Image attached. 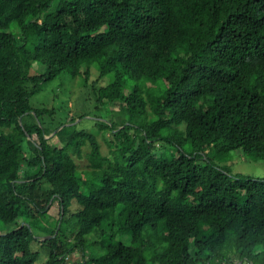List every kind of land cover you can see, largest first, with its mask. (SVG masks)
Here are the masks:
<instances>
[{
    "label": "trees",
    "instance_id": "obj_1",
    "mask_svg": "<svg viewBox=\"0 0 264 264\" xmlns=\"http://www.w3.org/2000/svg\"><path fill=\"white\" fill-rule=\"evenodd\" d=\"M52 2L0 0V221L15 224L0 264H39L35 240L45 264L76 249L79 264H264V177L209 156L264 159V0ZM34 62L46 70L32 74ZM92 66L108 78L92 88L110 155L100 131L74 124L52 144L50 111L30 102ZM56 203L55 236L40 240L32 226Z\"/></svg>",
    "mask_w": 264,
    "mask_h": 264
},
{
    "label": "rangeland",
    "instance_id": "obj_2",
    "mask_svg": "<svg viewBox=\"0 0 264 264\" xmlns=\"http://www.w3.org/2000/svg\"><path fill=\"white\" fill-rule=\"evenodd\" d=\"M57 3L58 0H53L47 11H51ZM11 30L15 31V27L12 26ZM45 70L46 66L39 62H34L31 73H43ZM90 71L91 74L89 79H85L82 75L73 77L68 71H62L55 79L44 84L42 89L31 97L30 102L34 108H47V110L50 111L43 115L41 122L46 127V136L52 144L59 145L57 135L54 134L55 132L53 133L59 125L74 124L76 128L88 127V130L91 128L92 130L97 129L100 131L97 133V136L101 144L102 153L110 155L109 146L104 140V135H110V132L107 133V130L101 131L98 129L100 121L107 122L110 120V117L104 109H101V107L105 108L104 105L96 102L97 98L92 88L93 82L96 86H99L101 83L107 84L108 78H101L100 69L95 66H92ZM86 148L90 150L89 144L86 145ZM209 156H211L218 165L227 168L233 175L238 174L255 178L264 177V159H255L241 148L233 150L225 159L217 156L215 157L212 152H210ZM204 157L206 156L204 155ZM78 162L82 166H85L87 158H79ZM50 207L51 206H49V208ZM59 207L60 205L56 203V205L50 208L48 214L41 218L42 220L39 221V223L33 224L34 233L40 240L43 239V235L47 236V233L50 234L49 230L55 226L60 212ZM77 208L78 203L74 201L70 210H75ZM18 222H25L30 225V221L23 217L19 218ZM14 225L13 223L7 224L0 221V233L2 234L9 231ZM100 234L101 231L96 230L88 236L87 242L89 249H87V251L91 250V243H97L100 239ZM32 248L40 251L39 264H45L48 256L45 247L41 245L40 241L35 240L32 243ZM191 252L196 253L194 248H192ZM231 258L233 262H239L238 254H233ZM83 260L84 256L81 251L76 249L68 255L67 264H79L82 263ZM239 264H249V261L241 260Z\"/></svg>",
    "mask_w": 264,
    "mask_h": 264
},
{
    "label": "clouds",
    "instance_id": "obj_3",
    "mask_svg": "<svg viewBox=\"0 0 264 264\" xmlns=\"http://www.w3.org/2000/svg\"><path fill=\"white\" fill-rule=\"evenodd\" d=\"M23 165H24V164H23ZM50 203H51V202H50ZM48 207H49V205H48ZM62 211H63V209H62ZM23 225H24V223H23ZM21 226H22V225H21ZM48 235H50L51 237H52V236H55V235H52V234H47V236H48ZM47 236H44V235H43V239L47 238Z\"/></svg>",
    "mask_w": 264,
    "mask_h": 264
},
{
    "label": "water",
    "instance_id": "obj_4",
    "mask_svg": "<svg viewBox=\"0 0 264 264\" xmlns=\"http://www.w3.org/2000/svg\"><path fill=\"white\" fill-rule=\"evenodd\" d=\"M22 226H23V224H22ZM47 238H51V236H50V235H48V236H47Z\"/></svg>",
    "mask_w": 264,
    "mask_h": 264
}]
</instances>
